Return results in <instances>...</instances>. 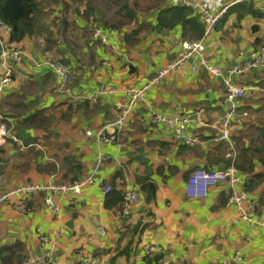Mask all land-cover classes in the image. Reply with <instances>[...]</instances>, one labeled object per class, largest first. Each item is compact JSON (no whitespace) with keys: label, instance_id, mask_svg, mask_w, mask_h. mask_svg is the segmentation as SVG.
Instances as JSON below:
<instances>
[{"label":"crops","instance_id":"obj_1","mask_svg":"<svg viewBox=\"0 0 264 264\" xmlns=\"http://www.w3.org/2000/svg\"><path fill=\"white\" fill-rule=\"evenodd\" d=\"M163 1L155 6L153 19L147 18L131 33L101 24L114 48L92 35L89 21L82 16L84 8L72 11L68 2H64L70 9L68 22L54 14V7L46 20L52 22V30L63 23L67 28L69 23L67 43L61 37L55 41L56 35L52 42L48 35L45 40L39 36L37 41L35 35L19 42L9 36L25 55L0 104L6 117L0 127L4 124L7 130V135L0 131V170L6 174V188L80 181L93 173L100 152L108 159L96 173L95 184L86 185L73 201L55 197L57 213L47 207L43 194L32 197L26 212L14 207L19 201L16 195L1 205L0 264H19L25 256H42L53 247L56 264H73L80 250L100 258L102 264H145L151 244L182 264H221L236 251L243 254L245 264H264V71L232 76L245 89L242 102L250 113L247 126L233 127L231 136L236 141L235 165L262 205V224L256 228L240 220L236 208L227 204L228 192L222 184L211 187L202 198L186 195L193 169H223L231 163L228 141L217 139L225 111L224 82L202 66L193 71L187 63L148 90L132 109L123 133L126 146L100 144L96 139V133L117 118V104L128 99L127 87L143 86L166 67L180 49L179 40H197L203 34L198 17L196 32L190 23L159 26V11L171 6L169 0ZM253 3L263 16L239 19L232 12L218 23L206 45L213 64L224 69L242 64L250 51L264 44V0ZM44 51L73 67L74 93H92L102 85H112L115 93L95 103H69L67 94L57 90L55 74L34 63ZM92 65L99 69L90 71ZM151 111L188 115L189 129L201 143L178 142L167 124L150 122ZM107 186L111 190L106 193ZM126 187L139 189L140 201L127 218L118 219L114 209Z\"/></svg>","mask_w":264,"mask_h":264},{"label":"built area","instance_id":"obj_2","mask_svg":"<svg viewBox=\"0 0 264 264\" xmlns=\"http://www.w3.org/2000/svg\"><path fill=\"white\" fill-rule=\"evenodd\" d=\"M256 0H169L171 6L188 7L204 25V31L200 39L197 40H179L176 45L179 47L178 53L174 59L164 68L160 69L155 76L141 87L129 86L125 89L127 101L117 104L118 116L116 119L107 123L97 133L96 139L102 144L105 142L115 143L120 147L126 146L123 137L124 130L127 127L132 109L143 101L148 90L161 83V81L172 71L191 63L192 70L195 71L202 66L209 73L221 77L224 82V99L225 111L221 123V131L218 140L228 141L229 151L227 157L231 163L223 169H211L198 167L191 171L186 182L185 192L187 197L202 198L208 195L211 187L222 184L228 192L229 206L236 208L238 218L249 223L253 228L262 224L260 217L261 202L255 198L249 191L239 169L235 165L237 152L236 141L231 136L233 127L238 129L245 128L250 117L249 111L244 107L242 99L245 95V89L241 85L233 82L234 74H241L245 71L262 70L264 71V44L257 49L248 53V58L242 64H235L230 68H222L213 64L206 55V45L208 40L213 36L218 23L229 12V9L240 2ZM90 28L94 30V35L110 47L114 48L109 42L108 35L103 32L101 24L95 21L90 23ZM12 26L1 22L0 20V102L4 98L5 90L9 87L14 79L15 67L21 63L24 58V52L21 48L16 47L9 39L12 33ZM244 54V52H241ZM35 65L49 68L57 77V90L62 94H67L69 103H83L89 101L95 103L104 95L115 93V87L112 85H102L92 93H74L70 87V81L74 76V69L70 64L61 60L53 59L48 53L38 59H33ZM107 62H103L106 64ZM99 69L97 65H92L90 71L96 72ZM95 70V71H94ZM99 77L98 74H96ZM6 119L5 115L0 112V121ZM151 123H165L171 129L175 139L187 145L201 143L199 136L192 133L189 129L191 119L188 115L183 114H165L162 112L151 111ZM0 131L7 135L4 124L1 125ZM90 135L91 131H87ZM12 139L18 141L11 135ZM108 157L100 152L97 155L96 164L93 173L82 180H75L65 183H26L12 189H7V177L4 171L0 170V206L9 202L11 197L16 195L19 201L15 208L19 211H28V203L35 194H43L47 207L54 213L59 212V206L56 202V196L74 200V197L82 194L86 185L95 184V175ZM111 190L110 186L105 188V192ZM140 201L139 189L135 187H126L122 192V198L119 205L114 209V215L118 219L127 218ZM247 239H249L247 237ZM45 241V239H43ZM55 247L49 249L42 256L33 254L25 256L19 264H56ZM159 256L158 264H182V262L171 259L163 255L161 247L157 244H151L147 247V257ZM73 264H102L98 257L86 256L83 251H78ZM221 264H245V259L240 251L228 255Z\"/></svg>","mask_w":264,"mask_h":264},{"label":"trees","instance_id":"obj_3","mask_svg":"<svg viewBox=\"0 0 264 264\" xmlns=\"http://www.w3.org/2000/svg\"><path fill=\"white\" fill-rule=\"evenodd\" d=\"M50 2L59 3L60 0H0V20L12 26V42H19L27 36H35L48 29L42 19L45 16L47 6H50ZM159 12L157 23L161 27H174L178 23H190L193 26L190 24L189 26L194 32L200 30V24L197 21L198 16L192 15V10L188 7L170 6L161 9ZM232 12H237L239 19H243L247 15L263 16V12L254 7L253 1H244L233 5L228 13ZM97 13L98 10L93 2L87 1L82 16L89 21V24ZM127 41H131L128 35ZM150 187L152 195L155 192V188L153 185ZM113 197L115 195L112 193L111 200ZM116 199L118 200V197ZM106 205H109V201H107ZM159 259V256L147 257L145 264H158Z\"/></svg>","mask_w":264,"mask_h":264},{"label":"rangeland","instance_id":"obj_4","mask_svg":"<svg viewBox=\"0 0 264 264\" xmlns=\"http://www.w3.org/2000/svg\"><path fill=\"white\" fill-rule=\"evenodd\" d=\"M87 1L93 2V4L96 6L98 13L96 17L92 18V21H95L99 25L102 24L104 26H114L116 28H119L121 31H124V33H131V30L140 24L141 22L146 21L147 18L153 19V13L155 12V6H161L164 4L163 0H62V5H56L55 2H50V6H47L45 16H43V21L45 22V27H48V29H45V31L40 32L35 36L36 40H39V36L43 37L44 40L48 38H51V42L56 38L61 37L62 39L66 40L65 43L68 42V36L70 35L69 29V23L67 28L65 27V24L63 23L61 25V28L59 30H52V22H49L47 24L46 20L51 19L52 12L51 9L54 7V14L57 15L62 20H66L68 22L69 15L68 12L71 9H76L79 7L80 9L85 8V3ZM68 2V5H70V9L66 10L65 3ZM66 12V18L65 13ZM62 15V16H61ZM56 16V18H57ZM96 18V19H94ZM148 19V20H149ZM57 23V22H54ZM54 28L56 26L54 25ZM92 35L94 36V30L91 29ZM45 33V34H43ZM53 36V38H52ZM57 38V39H58ZM87 41V40H86ZM40 42V41H39ZM50 42V43H51ZM44 43V42H41ZM56 46V45H55ZM17 47V46H16ZM44 54L47 53V51L43 52ZM43 54V55H44ZM41 55V57L43 56ZM4 101V99L1 100L0 104ZM0 107V112H1Z\"/></svg>","mask_w":264,"mask_h":264}]
</instances>
